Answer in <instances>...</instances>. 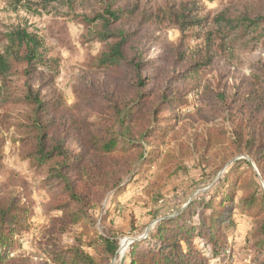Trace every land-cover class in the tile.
<instances>
[{"label":"trees","instance_id":"obj_1","mask_svg":"<svg viewBox=\"0 0 264 264\" xmlns=\"http://www.w3.org/2000/svg\"><path fill=\"white\" fill-rule=\"evenodd\" d=\"M12 2L17 6L33 2L44 9L54 4L71 7L77 0ZM194 11L184 4L152 11L147 3L108 0L102 13L85 18L87 26L91 25V29L93 26L96 38L104 44L97 61L105 80L103 93L109 99L119 97L96 115L79 111L72 116V110L60 96L45 93L43 85L34 84L39 65H44L43 45L36 35L24 27L11 28L4 35L6 44L0 52V104L28 109L10 128L18 135L15 142L20 144L23 159L43 178L51 197L50 209L59 213L49 220L35 247L40 264H109L115 257L119 247L117 237L109 231L99 234L94 229L91 211L99 208L105 195L123 190L122 168L147 165L155 154L148 151L151 142L162 139L172 129L173 124H165L171 123V116L162 115L177 111L180 101L176 95L165 89L156 107L149 108L154 92L145 90L162 70V60L170 58L172 81H191L207 66V62L199 61L200 57L195 59L194 53L189 55L186 48L185 33L207 23L197 19ZM212 22L228 44L235 42L238 34L257 33L258 39L264 38L261 12L243 13L234 19L219 13ZM164 23L178 28L179 44L173 49L165 47V54L157 61L145 60L135 49L138 32L132 31L133 25L139 31L143 26ZM133 52L139 55H132ZM182 65L183 70L173 69ZM150 68L155 77L142 76ZM133 92L134 96L127 99ZM78 93L81 102H89L96 96L85 91ZM120 94L124 101L116 103L123 99ZM242 107L261 125L258 133L263 139L264 63L251 69L250 88L242 98ZM72 145L77 150H71ZM246 151L258 174L244 160L228 165L206 198L192 200L176 217L161 218L147 238L133 243L126 255L127 264H208V258L194 245L197 238L205 241L211 256L219 258V264H226L230 253L224 225H233L235 212L251 219L254 227L249 264H264V143L256 148L252 143ZM238 189L242 195L236 200ZM22 195L16 191L0 198V264L30 262L29 258L13 253L29 229V208ZM194 215L197 217L193 218ZM65 233H76L74 244L69 247L59 241Z\"/></svg>","mask_w":264,"mask_h":264},{"label":"rangeland","instance_id":"obj_2","mask_svg":"<svg viewBox=\"0 0 264 264\" xmlns=\"http://www.w3.org/2000/svg\"><path fill=\"white\" fill-rule=\"evenodd\" d=\"M102 1L99 4L77 0L71 7L54 4L43 9L33 2L17 6L12 0H0V52L6 44L4 35L11 28L24 27L36 35L43 45L44 65H39L34 84L43 85L45 93L60 96L72 116L79 111L100 114L119 99H109L103 93L105 80L97 61L104 44L96 38L93 26L91 29L85 23V18L102 13L108 0ZM133 1L147 3L152 11L182 4L196 10L193 15L207 23L185 33L186 48L189 55L194 53L193 57H200L199 61L207 62V66L191 81H172L170 58L164 59L160 63L162 70L145 89L154 92L149 108L156 107L165 89L175 94L180 104L177 111L162 115L171 116V123L165 124L173 126L162 139L151 142L148 151L155 154L150 162L143 168L123 167V190L105 195L99 208L91 211L94 229L101 235L109 231L118 239L117 253L109 264H127L126 255L133 243L147 238L161 218L176 217L192 200L206 198L228 165L244 160L258 174L246 149L252 143L255 148L264 143L258 133L261 125L242 107V98L250 88L251 69L264 63V38L258 39L257 33L238 34L236 41L228 44L212 22L219 13L230 19L253 11L264 13V0ZM134 30L138 32L135 49L145 60L157 61L165 54V47L173 49L181 39L178 28L169 23L143 26L139 31L135 24ZM224 41L226 45L222 46ZM137 52L132 55H139ZM173 69L183 70L184 66ZM142 76L155 77L152 68L143 71ZM79 91L96 96L81 102ZM133 96L134 92L127 99ZM123 101L124 98L116 103ZM27 112L19 105L0 104V198L16 191L23 193L22 199L29 208V229L13 253L29 258V264H40L35 247L49 220L59 213L50 209L51 197L43 178L23 159L20 144L15 142L18 135L10 128ZM70 147L77 150L75 145ZM241 195L242 190L238 189L235 199ZM232 218L233 225H224L230 253L225 263L249 264L252 220L237 212ZM75 237L76 233H65L60 244L69 247ZM194 245L208 258V264H219V258L211 256L202 238L195 239Z\"/></svg>","mask_w":264,"mask_h":264},{"label":"bare ground","instance_id":"obj_3","mask_svg":"<svg viewBox=\"0 0 264 264\" xmlns=\"http://www.w3.org/2000/svg\"><path fill=\"white\" fill-rule=\"evenodd\" d=\"M122 245V244H121Z\"/></svg>","mask_w":264,"mask_h":264}]
</instances>
